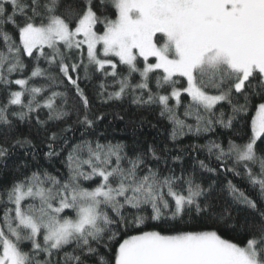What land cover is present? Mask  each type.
Instances as JSON below:
<instances>
[{
	"label": "snow or ice",
	"instance_id": "1",
	"mask_svg": "<svg viewBox=\"0 0 264 264\" xmlns=\"http://www.w3.org/2000/svg\"><path fill=\"white\" fill-rule=\"evenodd\" d=\"M0 264H264V0H0Z\"/></svg>",
	"mask_w": 264,
	"mask_h": 264
},
{
	"label": "trees",
	"instance_id": "2",
	"mask_svg": "<svg viewBox=\"0 0 264 264\" xmlns=\"http://www.w3.org/2000/svg\"><path fill=\"white\" fill-rule=\"evenodd\" d=\"M89 95L91 96L92 94L89 93ZM92 103H93L94 109L95 108H100V110H102V111H110V110L115 109L117 111H121L122 114L125 115V119L126 120L136 113L135 106H130L127 101H125L123 104L117 103V104H109V105L101 106L99 101H97L93 97ZM148 119L151 120L153 123L156 122L154 117L152 115H150V114H148ZM110 120H112V116L111 115H109L106 118V122L110 121ZM249 120H250V117H249ZM114 127H116L117 129H123L124 125H123L122 122L116 121V123L114 124ZM138 134H153L154 135V130L151 129L150 127H148L147 125H145L143 129L138 130ZM114 135L116 136L117 139H127V140H131L132 139V134H131L130 130L128 132H125V131H122V130H118V131H116L114 133ZM188 142H189V140L187 138L183 139V143H188ZM57 166H59V165H57ZM237 182L239 183V181H237ZM240 186L241 187H246V185L242 184V183L240 184ZM226 235H231V234H226ZM237 240L239 241L240 238L237 237Z\"/></svg>",
	"mask_w": 264,
	"mask_h": 264
}]
</instances>
